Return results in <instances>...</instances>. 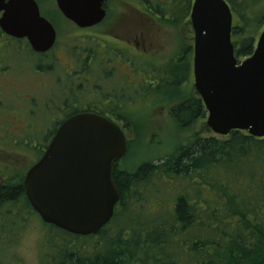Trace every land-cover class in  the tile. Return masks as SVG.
Listing matches in <instances>:
<instances>
[{"label":"trees","instance_id":"trees-1","mask_svg":"<svg viewBox=\"0 0 264 264\" xmlns=\"http://www.w3.org/2000/svg\"><path fill=\"white\" fill-rule=\"evenodd\" d=\"M166 1L148 0L159 22L189 18L192 0ZM225 1L236 57L249 58L264 28V0ZM206 115L198 100L171 111L182 130ZM114 177L120 202L112 221L87 237L44 223L51 249L43 264H264V138L233 131L194 140L134 172L116 164ZM166 187L177 191L169 202ZM23 199L22 187H0V206Z\"/></svg>","mask_w":264,"mask_h":264},{"label":"water","instance_id":"water-1","mask_svg":"<svg viewBox=\"0 0 264 264\" xmlns=\"http://www.w3.org/2000/svg\"><path fill=\"white\" fill-rule=\"evenodd\" d=\"M107 1L57 0L65 17L80 27L100 23ZM1 12L6 33L28 37L37 51L52 46L53 28L34 0H0ZM190 19L195 90L207 112V126L221 137L243 131L264 138V30L254 54L240 61L232 41L234 16L225 0H194ZM127 148L121 129L104 118L85 114L70 119L25 177L32 209L47 225L77 236L97 235L120 202L115 164Z\"/></svg>","mask_w":264,"mask_h":264},{"label":"flooded vegetation","instance_id":"flooded-vegetation-1","mask_svg":"<svg viewBox=\"0 0 264 264\" xmlns=\"http://www.w3.org/2000/svg\"><path fill=\"white\" fill-rule=\"evenodd\" d=\"M34 1L40 16L54 31L55 40L47 50L37 51L28 37L10 35L0 25V106L4 105L5 109L14 112L15 104L4 103L3 99L12 102L15 96H23L22 114L2 117L0 127L2 130L7 128L2 132L7 135L3 136L12 144H30L37 141L28 136L31 120L37 118L39 123L49 117L51 124V130L44 131L47 134L43 138L46 144L34 166L41 160L58 130L76 116L89 114L104 118L119 127L127 139L125 127L131 122L132 110L147 107V102L152 106L165 101H178L185 94L183 87L188 83L192 82L195 88V33L193 44L183 47L166 64H160L155 57L156 63H153L149 62L152 58L148 57L145 44L141 41L131 40V36L121 40L110 31H97L112 17V0L103 5V20L90 27H80L66 18L57 0H48L50 8L46 11L39 0ZM128 1L133 2L137 13L154 21L156 27L178 26L159 22L162 17L149 7L148 0ZM160 3L169 4L166 0H160ZM3 15L4 12H1L0 21ZM187 20L191 22L190 16ZM135 38L139 39L138 36ZM169 63L187 68L186 75L174 83L166 79L159 69ZM170 88L176 92L169 96ZM188 100H198L204 106L199 96ZM179 105H173L170 112ZM39 113H43L41 117ZM16 118L23 122L20 123L23 127L21 132L13 124ZM28 171L19 183L10 186L22 187L25 191L24 180Z\"/></svg>","mask_w":264,"mask_h":264},{"label":"rangeland","instance_id":"rangeland-1","mask_svg":"<svg viewBox=\"0 0 264 264\" xmlns=\"http://www.w3.org/2000/svg\"><path fill=\"white\" fill-rule=\"evenodd\" d=\"M39 1L43 10L50 8L48 0ZM132 4L133 2L128 0H112L110 4L112 17L105 25L97 28V31L99 33L110 31L121 40L131 36V40L141 41L145 44L148 57L152 58L149 62L158 61L160 64H166L170 58L179 54L183 47L186 48L193 44L194 32L190 20L177 27H156L154 21L137 13ZM263 30L264 28L260 34ZM136 36L139 39H136ZM240 61H244V58ZM159 71L173 83L186 75L183 69L177 67L175 63L162 65ZM183 89L185 94L178 101H165L163 104L160 103L161 105L152 106L150 102H147V107L132 110L131 122L125 127L128 150L125 157L118 163L121 170L134 172L146 163L157 164L174 154L179 146H186L194 140L211 137L224 138L215 135L209 129L207 116L197 120L185 130L179 129L171 117L170 109L185 99L198 97L192 82L184 85ZM175 92L170 88L168 95H173ZM35 98L37 99L36 96ZM21 99L23 100L21 95L15 96L12 102H8L6 98L3 99L4 103H14L16 110L8 111L4 105L0 106V123L4 115L22 114L20 112ZM39 114L41 117L43 113ZM20 123L23 122L17 118L13 123L19 132L23 130ZM6 129L2 130L0 127V186L19 183L26 172L34 166L46 144L43 138L47 134L44 131L51 130V124L49 117L40 120L39 123L37 118L31 120L28 136L36 138L37 141L30 144L9 143L11 140L3 136L7 134H2ZM164 190L161 195L166 202H169L174 197L173 194L177 193L176 190L167 189V187ZM47 229L48 227L24 199L0 206V264H43V254L50 253L51 249L50 229Z\"/></svg>","mask_w":264,"mask_h":264}]
</instances>
